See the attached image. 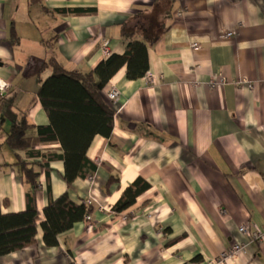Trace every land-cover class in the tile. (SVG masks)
<instances>
[{
	"label": "crops",
	"instance_id": "crops-1",
	"mask_svg": "<svg viewBox=\"0 0 264 264\" xmlns=\"http://www.w3.org/2000/svg\"><path fill=\"white\" fill-rule=\"evenodd\" d=\"M122 30L153 40L148 71L129 81L123 67L102 91L106 102L113 86L120 96L110 137L95 136L86 152L95 171L68 189L62 161L47 174L38 169V225L48 188L88 204L90 220L55 247L38 227L34 245L0 264H264V245L239 231L264 225V0H0V97L15 94L18 118L48 125L37 96L43 63L53 57L67 71H91L123 54ZM10 126L0 110L2 214L26 208L5 144ZM35 150L60 153L56 143ZM138 178L148 189L114 212ZM235 244L243 249L222 259Z\"/></svg>",
	"mask_w": 264,
	"mask_h": 264
},
{
	"label": "trees",
	"instance_id": "trees-1",
	"mask_svg": "<svg viewBox=\"0 0 264 264\" xmlns=\"http://www.w3.org/2000/svg\"><path fill=\"white\" fill-rule=\"evenodd\" d=\"M85 12L87 10L72 11ZM11 34L13 39V28ZM122 37L125 41L123 54L109 55L88 72L67 71L53 57L43 63L38 75L37 96L48 117V125L34 126L25 116L18 118L13 112L15 94L0 97V110L11 122L5 144L15 153L16 162L13 166L27 187L24 211L9 214L0 212V257L34 245L38 227L42 231L44 245L55 247L61 233L90 215L88 204H76L67 192L53 198L48 188V203L43 209L44 221L38 225V169L42 168L47 174L50 162L62 161L63 180L68 189L76 179L86 178L95 171L96 166L88 160L86 152L95 136L110 137L115 115L113 106L102 97V91L123 67L125 78L129 81L143 78L148 71L147 47L153 40H135L133 35L124 30ZM47 70L50 75L41 80L39 76ZM29 130H34L35 134L28 135ZM51 143L59 145L60 153L35 150L41 144ZM19 152H23L25 159ZM35 158H39V162L32 161ZM147 189L146 182L136 179L122 192L114 212L119 213L130 207L136 197Z\"/></svg>",
	"mask_w": 264,
	"mask_h": 264
},
{
	"label": "built area",
	"instance_id": "built-area-1",
	"mask_svg": "<svg viewBox=\"0 0 264 264\" xmlns=\"http://www.w3.org/2000/svg\"><path fill=\"white\" fill-rule=\"evenodd\" d=\"M232 33H226L224 37L228 38L231 37ZM6 89L5 83L0 81V93H3ZM120 93L119 91L113 86L111 87L107 93L106 98L113 106L119 100ZM87 220H90V215L86 217ZM240 233L250 237L251 239L257 241L260 245H264V225L261 228H256L251 232L246 225H243L239 228ZM243 249V246L240 244H235L232 246L230 250L222 254V259H226L228 257L235 256ZM208 264H213V262H208Z\"/></svg>",
	"mask_w": 264,
	"mask_h": 264
}]
</instances>
